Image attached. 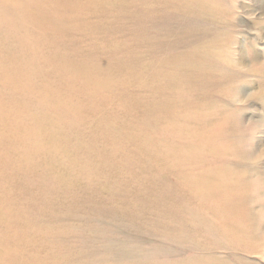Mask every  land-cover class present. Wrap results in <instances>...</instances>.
Returning a JSON list of instances; mask_svg holds the SVG:
<instances>
[{
  "label": "rangeland",
  "instance_id": "374dc122",
  "mask_svg": "<svg viewBox=\"0 0 264 264\" xmlns=\"http://www.w3.org/2000/svg\"><path fill=\"white\" fill-rule=\"evenodd\" d=\"M21 2L0 264H264V0Z\"/></svg>",
  "mask_w": 264,
  "mask_h": 264
},
{
  "label": "bare ground",
  "instance_id": "6f19581e",
  "mask_svg": "<svg viewBox=\"0 0 264 264\" xmlns=\"http://www.w3.org/2000/svg\"><path fill=\"white\" fill-rule=\"evenodd\" d=\"M203 3H209L210 0H201ZM214 1V0H213ZM22 4L21 0H0V25H6L7 24V21L5 20V18H8L7 16V12H10L9 9L11 8H14V7H19L20 5ZM5 17V18H4ZM22 17H25L24 15H22ZM62 76H66L67 75V72L64 71L61 73ZM182 186H184L183 188H186L188 190H191V189H194L195 188V184H194V181L189 178L185 181L182 182L181 184ZM190 188V189H189ZM209 199L211 200V207H215L214 209H217V212L220 214V195L216 194V193H207ZM192 215H196V212H194ZM252 218L255 217L254 214L251 215ZM196 218V217H195ZM194 221V220H193ZM194 246H197V245H194ZM216 249H220L219 247V244H215L213 248H210L208 249L210 252H213V250H216ZM263 255V254H261ZM260 259H263L264 256H259ZM216 261H214L215 263ZM185 264H191V261L188 260L185 262ZM219 264H226L222 261L219 262Z\"/></svg>",
  "mask_w": 264,
  "mask_h": 264
}]
</instances>
